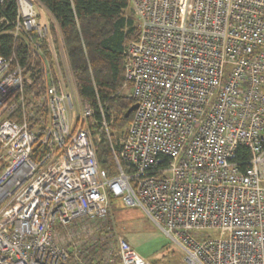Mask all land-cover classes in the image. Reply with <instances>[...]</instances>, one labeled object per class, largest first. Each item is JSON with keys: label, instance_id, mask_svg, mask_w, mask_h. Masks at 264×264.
I'll return each instance as SVG.
<instances>
[{"label": "built area", "instance_id": "1", "mask_svg": "<svg viewBox=\"0 0 264 264\" xmlns=\"http://www.w3.org/2000/svg\"><path fill=\"white\" fill-rule=\"evenodd\" d=\"M128 1L139 36L123 92L138 108L117 149L64 39L16 0L7 34L24 55L0 56V264H151L109 222L119 201L186 264H264V0Z\"/></svg>", "mask_w": 264, "mask_h": 264}, {"label": "trees", "instance_id": "2", "mask_svg": "<svg viewBox=\"0 0 264 264\" xmlns=\"http://www.w3.org/2000/svg\"><path fill=\"white\" fill-rule=\"evenodd\" d=\"M43 4L58 25L64 39L70 67L79 97L95 110L101 119L99 105L108 121H113L115 134H123L133 118L125 115L134 101L124 94L125 50L138 39L139 29L128 0H36ZM17 18L16 0L0 5V56L24 55V49L7 31ZM52 28L57 38L55 27ZM99 127H93V130ZM117 149L120 147L113 138ZM102 169L110 176L117 173L116 162L107 137L102 134L95 142ZM248 150H240L239 160L246 165ZM2 168H0L1 172ZM158 264V263H154Z\"/></svg>", "mask_w": 264, "mask_h": 264}, {"label": "rangeland", "instance_id": "3", "mask_svg": "<svg viewBox=\"0 0 264 264\" xmlns=\"http://www.w3.org/2000/svg\"><path fill=\"white\" fill-rule=\"evenodd\" d=\"M114 135L119 142L121 134ZM109 222L115 232L123 236L151 264H186L183 251L140 208H127L120 201L116 202Z\"/></svg>", "mask_w": 264, "mask_h": 264}, {"label": "crops", "instance_id": "4", "mask_svg": "<svg viewBox=\"0 0 264 264\" xmlns=\"http://www.w3.org/2000/svg\"><path fill=\"white\" fill-rule=\"evenodd\" d=\"M33 2L39 11V20L41 21L43 25L49 28L51 38H54L52 34V28H51L53 26L56 29L57 38H61L60 31L58 30V25L56 24V21L53 18V16L49 13V11L46 9V7L43 4H41L40 2L36 0H33Z\"/></svg>", "mask_w": 264, "mask_h": 264}, {"label": "water", "instance_id": "5", "mask_svg": "<svg viewBox=\"0 0 264 264\" xmlns=\"http://www.w3.org/2000/svg\"><path fill=\"white\" fill-rule=\"evenodd\" d=\"M138 108V104H134L126 113L125 117L129 118L130 115Z\"/></svg>", "mask_w": 264, "mask_h": 264}]
</instances>
